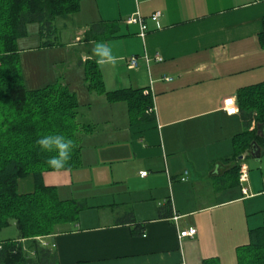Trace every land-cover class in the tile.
<instances>
[{
  "label": "crops",
  "instance_id": "obj_1",
  "mask_svg": "<svg viewBox=\"0 0 264 264\" xmlns=\"http://www.w3.org/2000/svg\"><path fill=\"white\" fill-rule=\"evenodd\" d=\"M135 12L146 20L144 37L137 23L126 21ZM155 12L159 17L152 20ZM263 16L264 0H81L76 13L60 17L71 33L67 50L58 42L46 45L43 54L62 55V69L51 76L84 93L82 105L92 108L100 101V117L81 114L84 123L95 125L81 139L93 145L104 139L106 149L103 156L82 151L86 168L43 172L45 185L68 192L61 199H87L76 222L39 237L55 250L58 264H203L209 257L234 264L249 231L264 225V170L249 171L245 184L233 182V137L245 126L239 113L225 112L223 100L264 79L258 39ZM28 25L37 36V26ZM24 37L18 39L24 43ZM97 41L117 58L99 67L105 89L150 92L153 118L132 123L126 102L87 88L83 64L96 61L91 49ZM132 55L139 58L136 68L128 66ZM242 156L238 161L247 167L243 159L251 155ZM84 171L86 186L95 188L77 195ZM18 189L32 191V176L20 179ZM189 227L196 234L179 237ZM7 239H19V231Z\"/></svg>",
  "mask_w": 264,
  "mask_h": 264
},
{
  "label": "trees",
  "instance_id": "obj_2",
  "mask_svg": "<svg viewBox=\"0 0 264 264\" xmlns=\"http://www.w3.org/2000/svg\"><path fill=\"white\" fill-rule=\"evenodd\" d=\"M80 1L0 0V229L13 220L19 231V239L0 242V264H58L55 250L42 244L39 237L56 233L60 225L76 222L86 207L85 200L61 199L56 187L44 184L43 172L52 170L45 161L53 153L40 151L35 141L46 134L70 138L71 159L64 169L71 170L82 165L81 135L94 130L95 125L78 121L80 103L76 93L60 80L26 87L16 43L32 22L39 24L41 35L56 33V19L76 13ZM262 24L258 39L264 47V16ZM55 43L44 40L41 45ZM83 68L87 88L105 94L111 102H126L132 123L155 116L150 92L145 93L143 88L107 91L96 61L85 60ZM236 101L245 128L233 137V159L237 161L228 173L234 183L240 176L238 156L244 152L252 155L254 150L260 157L264 151V137L257 131V125L264 122V79L239 88ZM27 176H32L34 189L20 192L19 180ZM167 204L170 216L172 204ZM137 230L140 233L142 228L138 226ZM236 254L234 264H264V225L249 231V242L238 246ZM202 263L220 264L216 257L203 259Z\"/></svg>",
  "mask_w": 264,
  "mask_h": 264
},
{
  "label": "rangeland",
  "instance_id": "obj_3",
  "mask_svg": "<svg viewBox=\"0 0 264 264\" xmlns=\"http://www.w3.org/2000/svg\"><path fill=\"white\" fill-rule=\"evenodd\" d=\"M61 19L59 17V21L57 23L58 26V31L56 33H51L49 36H44L41 35L39 32V27L37 22H32L29 23L33 24V26H37L36 28V33L37 36H35V30L31 29L30 26L27 27L26 29V34L22 37L27 38V41H24V43H22L19 39L22 38L20 37L17 40V47L18 49H20L19 47L23 46V45H27V47H31L28 49H24V50H19V62H20V68H21V72H22V77H23V81L24 84L26 85L27 88H31V87H37V85L42 84L45 85L47 83H52L54 81H56V79L51 76L53 74V71L55 73V70H59L62 69L61 67H63V62H61L62 60V55H58L56 58L55 57H51L52 55L49 56L48 52H45L43 54L42 49H44L45 47L48 48V46H42L40 43L44 40H51V41H56L57 43L59 42L60 46H62V48H65V50H67V45H66V41L67 39L70 38L71 33L68 29H64V27H62L61 25ZM34 28V27H33ZM38 29V30H37ZM60 31L62 33H60ZM39 44V45H37ZM36 45V46H34ZM54 58V60H53ZM76 93V97L80 103V105H82L81 103L84 100V93L81 92H75ZM85 103V102H83ZM99 103L100 101L95 102V104L92 106V108H88V106L82 105V108L79 109V116H78V121L79 122H83L84 123V116L82 117L81 114L83 115V113L85 111L88 110V114L89 115H93L95 114L97 117H100V115H98L99 112ZM91 113V114H90ZM93 115V116H95ZM104 142V139L100 142L97 143L96 145H93L91 142L88 141V137H85L84 139H81V145H82V151H86L89 150L91 153L92 152H97L101 153V151H104L106 149V147H104L105 145H102V143ZM264 148V147H263ZM101 155H104V152L101 153ZM81 159H82V155H81ZM254 158V156H248L247 158L243 159V161L245 163L248 164L251 172L253 173H260V168L258 166H261L262 169L264 170V154L262 155V157H260L258 160ZM247 166V167H248ZM82 168H86L85 165L83 166V163L81 166H79L76 170L78 169H82ZM248 168V169H249ZM88 171H84V173L81 175L80 178H78L79 180H77V184L75 185V191L76 193H78L77 195H87L89 194V192L95 188L92 185L90 187L86 186L87 184L84 182L86 179V177L84 176ZM95 175H100L101 174V170H95ZM96 177V176H95ZM84 180V181H83ZM98 180V179H97ZM93 182H96V180L94 179ZM243 184H245L246 182H242ZM63 189H61V191H58V195L59 197H64L65 195H69L67 194L68 192H62ZM68 190V189H66ZM95 193L99 192L98 188H96ZM87 200V199H85ZM87 204V203H86ZM17 228L16 225L14 223V221L12 220L11 223L5 227H3L2 229H0V241L2 239H7V238H13L16 237L17 235ZM236 262V259L233 263Z\"/></svg>",
  "mask_w": 264,
  "mask_h": 264
},
{
  "label": "clouds",
  "instance_id": "obj_4",
  "mask_svg": "<svg viewBox=\"0 0 264 264\" xmlns=\"http://www.w3.org/2000/svg\"><path fill=\"white\" fill-rule=\"evenodd\" d=\"M91 52L96 57L98 67L116 63L117 58L113 55L111 47L104 41L95 42ZM35 143L40 151L53 153L45 161L48 168L61 170L69 163L73 148V141L70 138L63 134H46L38 137Z\"/></svg>",
  "mask_w": 264,
  "mask_h": 264
},
{
  "label": "built area",
  "instance_id": "obj_5",
  "mask_svg": "<svg viewBox=\"0 0 264 264\" xmlns=\"http://www.w3.org/2000/svg\"><path fill=\"white\" fill-rule=\"evenodd\" d=\"M159 17V12H155L154 14L151 15L152 20H157ZM126 21L129 23H137L140 27V32L139 35L141 37H144L146 35V30H147V23L145 18L139 13L135 12L132 15L128 16L126 18ZM144 61L148 64L149 58L147 56L143 57ZM158 59H161V57H158ZM128 66L131 68H136L139 66V58L138 56L132 55L128 58ZM165 79H171V77H165ZM223 109L225 112L229 115L236 114L238 113V105L236 98L233 96H228L223 100ZM141 174L145 175L146 171H142ZM247 174H248V168L245 165L241 166L240 169V176L239 180L240 182H244L247 180ZM247 189L243 188V192L246 193ZM177 215L174 216V219H177ZM196 234V228L189 227L187 229L180 230L179 232V237H184V236H194Z\"/></svg>",
  "mask_w": 264,
  "mask_h": 264
},
{
  "label": "water",
  "instance_id": "obj_6",
  "mask_svg": "<svg viewBox=\"0 0 264 264\" xmlns=\"http://www.w3.org/2000/svg\"><path fill=\"white\" fill-rule=\"evenodd\" d=\"M257 131L262 137H264V122L257 125ZM254 148L255 147L253 146V149ZM252 155L255 156L254 150H252ZM242 157H243L242 155L239 156L240 159Z\"/></svg>",
  "mask_w": 264,
  "mask_h": 264
}]
</instances>
